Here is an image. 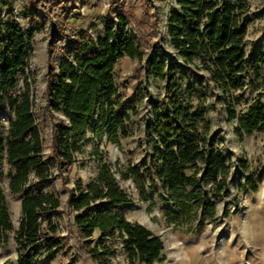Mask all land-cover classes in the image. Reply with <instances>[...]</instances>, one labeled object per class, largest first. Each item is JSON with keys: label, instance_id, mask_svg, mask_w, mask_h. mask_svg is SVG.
Wrapping results in <instances>:
<instances>
[{"label": "trees", "instance_id": "16d2710c", "mask_svg": "<svg viewBox=\"0 0 264 264\" xmlns=\"http://www.w3.org/2000/svg\"><path fill=\"white\" fill-rule=\"evenodd\" d=\"M37 1L48 24V54L53 60L60 57L57 74L47 83V112L52 119L61 113L66 123H52L50 150L45 154L34 117L26 63L33 52L30 42L34 31H20L8 23L2 24L0 178L5 162L12 170L6 176L10 193L24 194L31 175L39 182L49 180L53 168L64 181V174L76 167V156L89 131L96 138L107 129L108 141L113 143L120 137H129L125 118L116 117L114 113V99L119 96L116 66L120 60L129 59L146 64V76L163 83V94L161 100L152 104L151 119L146 124L145 145L151 150L149 164H143L141 169L129 168L122 179H133L141 185L142 193L144 189L159 193L158 184L166 193V198L157 194L162 203L179 211L193 206L207 219H212L215 203L228 193L232 166L218 148L211 123L202 108L205 101L201 99H205V95L192 85L182 84L178 68L163 60L165 53L160 44L156 48L147 46L149 51L155 50L156 55L146 56L142 35L127 29L128 21L134 23L133 10L112 17L103 34L92 40L86 30L75 34L81 21L79 13H73L65 22H57L53 16L64 8L69 13L75 12L74 6H68L69 0ZM247 13V5L240 1L222 5L212 0H176V8L170 11L166 21L169 45L183 65L194 76L198 72L207 74L212 84L232 99L233 104L227 108L228 122L235 119L234 95L253 89L259 81L264 84L259 56H252V47L249 52L245 49ZM144 15L135 22L141 34L140 27L146 24ZM23 70L27 80L23 92L17 93L14 72ZM145 97L151 98L149 94ZM259 98L260 94L256 105L237 118L236 135L264 132V105L259 104ZM194 102H200L199 106ZM8 114L12 117L7 118ZM4 122L8 127L5 137ZM240 168L245 170L244 165ZM206 183L211 187L199 191ZM245 184L252 191L256 189L252 176L245 179ZM187 189L193 191L187 192ZM66 194L69 235L76 242L74 253L82 264H87L86 258L95 264H111L114 251L110 241L115 238L120 240L129 263L154 264L159 260L162 241L114 210L130 203V199L107 166L100 167L95 179L87 185L80 179L74 180L73 188L66 189ZM99 202L107 203L109 208L91 214ZM60 205L57 196L51 193L24 194L20 204L22 218L15 232L20 251L14 263L3 264H33L37 250L53 255L64 247L66 239L49 215ZM12 230L0 191V250L7 244Z\"/></svg>", "mask_w": 264, "mask_h": 264}, {"label": "rangeland", "instance_id": "374dc122", "mask_svg": "<svg viewBox=\"0 0 264 264\" xmlns=\"http://www.w3.org/2000/svg\"><path fill=\"white\" fill-rule=\"evenodd\" d=\"M212 1L222 5L240 1L247 5L245 49L249 52L252 47V56H259L258 64L264 76V0ZM110 3L115 5L110 6ZM68 6H74L76 11L69 13L64 8L54 12L53 16L57 22H65L73 13H79L81 21L75 34L86 30L92 40L103 34L107 22L112 17L122 11L133 10L134 23L128 21L127 29L142 35L146 56L156 55L155 50L149 51L147 46L156 48L160 44L165 53L163 60L178 68L182 84L192 85L198 93L205 95V99H201L205 101L202 108L211 123L218 148L232 166V170L228 193L215 203L212 219H207L202 211L193 206H185L179 211L170 204L162 203L157 194L166 198V193L158 184L156 190L159 193L146 189L142 193L141 185L133 179H122V174L129 168L141 169L143 164H149L151 150L145 145L146 124L151 119L152 104L161 100L163 94V83L146 76L148 68L145 63L122 59L116 66L118 77L115 81L119 96L114 99V113L116 117L125 118L129 137H120L113 143L108 141L107 129L96 138L92 131H89L76 156L77 165L69 174H64V181L60 179L55 168L52 169L50 179L45 182H39L33 175L30 176V184L24 194L42 192L57 196L61 205L56 212L49 215L52 222L58 225L60 235L66 239L64 247L53 255H47L42 249L37 250L33 264H82L74 253L76 242L69 235L70 216L65 209L66 189H72L76 179L87 185L95 179L102 166L110 169L119 188L130 199V203L114 210L129 222L145 227L162 241L163 250L154 264H264V132L242 133L241 136L235 133L237 118L247 114L250 108L256 105L258 94L259 104L264 105V84L259 81L253 89L249 88L234 95L235 119L228 122L227 108L233 104L232 99L215 87L207 74L198 72L195 76L192 75L190 69L183 65L169 45L166 21L170 11L176 8V0H69ZM142 15L146 24L140 27L143 32L141 34L135 22H138ZM6 23L20 31H34L30 42L33 52L26 63L33 92L34 117L47 154L51 145L52 123H66L61 113L55 114L52 119L46 107L47 83L57 74L60 57L53 60L48 54V24L37 0H0V30L2 24ZM25 72H14L17 93L24 90V82L27 80ZM145 94H149L151 98L147 100ZM195 104L199 106L200 102ZM133 109L136 110L135 114ZM11 117L12 114L7 115V118ZM7 130V122H4L3 137L6 136ZM94 146L97 148L94 149ZM242 165L245 170L240 168ZM10 170L4 162L0 191L4 196L13 230L8 234L7 244L0 250V264L14 263L20 251L15 232L22 218L20 204L24 194L10 193L9 180L6 177ZM248 176H252L256 182L254 191L245 184ZM210 187L211 184L206 183L199 191L203 192ZM192 191L187 189V192ZM107 208V203L99 202L95 204L91 214L103 212ZM110 242L114 251L111 264H138L128 262L118 238ZM85 255L87 257V254ZM86 262L95 264L88 258Z\"/></svg>", "mask_w": 264, "mask_h": 264}]
</instances>
